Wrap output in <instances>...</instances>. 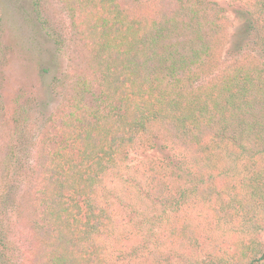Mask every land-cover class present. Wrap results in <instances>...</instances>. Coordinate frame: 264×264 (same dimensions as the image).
Wrapping results in <instances>:
<instances>
[{
	"label": "trees",
	"instance_id": "obj_1",
	"mask_svg": "<svg viewBox=\"0 0 264 264\" xmlns=\"http://www.w3.org/2000/svg\"><path fill=\"white\" fill-rule=\"evenodd\" d=\"M59 1L65 30L31 0L56 49L68 35L82 53L78 70L51 79L58 106L40 123L29 104L0 99V264H119L101 193L141 148L172 153L138 182L137 199L158 213L131 231L146 252L133 264H264L263 160L249 157L248 194L212 174L250 145L264 158V0H231L244 18L228 37L215 0ZM224 50L228 65L212 75ZM17 218L23 240L10 237Z\"/></svg>",
	"mask_w": 264,
	"mask_h": 264
},
{
	"label": "rangeland",
	"instance_id": "obj_2",
	"mask_svg": "<svg viewBox=\"0 0 264 264\" xmlns=\"http://www.w3.org/2000/svg\"><path fill=\"white\" fill-rule=\"evenodd\" d=\"M42 1L48 8L50 18L59 24L62 30H65L68 19L60 1ZM132 1L125 0L124 2L127 6ZM138 1L143 2L145 0ZM215 1L225 6L227 11L226 36L234 31L237 32L244 18L242 11H237V13L233 11V7L239 4L231 0ZM239 7H236V9L238 10ZM236 18L240 19V22ZM0 27L2 28L0 53L4 56L0 63V74L5 78L0 89V99L3 102L18 99L21 104H29L30 111L33 112L35 117L31 120L36 122L41 120L40 123H42L61 100V97L56 96L50 89L52 77L64 69L71 72L78 70L80 64L77 57L82 56V53L78 51L74 40L68 35L65 40L64 50L66 52L60 53L56 49L54 42L46 36L38 22L31 0H0ZM237 36L239 39L244 37L240 33ZM223 40H226L225 45L228 48V40L230 41V39L225 37ZM226 53V50L222 51V54L218 53L220 55L217 57V64L212 70V75L218 74L221 68L228 65L229 57H226ZM239 57L242 58V55H239ZM51 130L54 131L55 129ZM249 147L250 151L248 153L251 155L247 154V157L239 155L235 159L232 155L215 161L216 165L213 167L214 171L212 173L215 174L216 178L218 172L224 178L229 175V179H233L237 184V190L244 189L243 192L247 194L252 185H246V182L251 175L250 167L254 163L251 162L249 157L255 155L254 158L257 163H259V160L264 162V158L260 154L261 151L255 146L250 145ZM171 153L172 150L167 149L161 151L157 149H137L128 154L125 165L122 166L117 175L110 174L106 178L105 191H102L101 197L102 202L107 200L108 205L113 210L114 221L111 232L104 237V244L110 254L117 255L119 264H133L146 253L144 249L140 248L141 238H134L131 231L136 223H142L158 212L146 208L145 204L137 199V195H140L138 182L144 180L143 172L151 165L161 164L166 156ZM217 165L218 167H216ZM27 187L25 181L21 180L19 188L25 190ZM15 213L13 211V215ZM26 220L27 218H17V221L13 219L8 224L11 239L23 240L24 237L30 236L28 221ZM147 228L148 225L143 224L141 234L144 237L148 235ZM154 230L160 232V228L157 226H154ZM22 248L25 251L27 250L23 243Z\"/></svg>",
	"mask_w": 264,
	"mask_h": 264
}]
</instances>
